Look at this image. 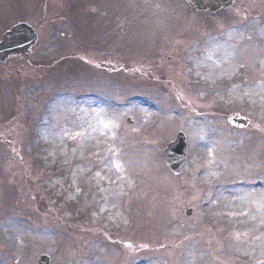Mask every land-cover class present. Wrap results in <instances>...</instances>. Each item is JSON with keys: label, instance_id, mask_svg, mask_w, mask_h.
<instances>
[{"label": "rangeland", "instance_id": "1", "mask_svg": "<svg viewBox=\"0 0 264 264\" xmlns=\"http://www.w3.org/2000/svg\"><path fill=\"white\" fill-rule=\"evenodd\" d=\"M21 23L38 42L0 65V264H264V0H0V38Z\"/></svg>", "mask_w": 264, "mask_h": 264}, {"label": "water", "instance_id": "2", "mask_svg": "<svg viewBox=\"0 0 264 264\" xmlns=\"http://www.w3.org/2000/svg\"><path fill=\"white\" fill-rule=\"evenodd\" d=\"M193 2L199 9L207 11L210 9L212 13H218L222 8L229 7L233 0H189ZM36 42V36L32 29L25 25L20 24L13 27L9 32L5 33L0 42V60L4 62L5 59L12 55L17 54L26 56L31 47ZM185 144L184 138L180 134L174 144L166 150L164 159L166 165L175 174H179V168L185 161L184 156ZM40 264H48L47 258H42Z\"/></svg>", "mask_w": 264, "mask_h": 264}, {"label": "bare ground", "instance_id": "3", "mask_svg": "<svg viewBox=\"0 0 264 264\" xmlns=\"http://www.w3.org/2000/svg\"><path fill=\"white\" fill-rule=\"evenodd\" d=\"M52 105L51 106H49L47 109H46V111H45V114H44V120H43V124L45 123V122H47V120L49 119V117H50V115H51V113H52ZM151 112V111H150ZM151 114L147 117V121L148 120H150L151 119ZM42 124V125H43ZM91 128V131H92V129H93V125L90 127ZM97 129H100V132H103L104 131V128L103 127H101V126H98L97 128H96V130ZM106 130H109L110 128L109 127H107V128H105ZM87 133V131H85V134ZM94 133H96L95 131H94ZM198 146V145H197ZM193 148H194V150H196V146L194 145L193 146ZM198 155H201V152L199 151L198 152ZM111 171V169L110 170H108V174L109 173H111V174H113V172H110ZM119 173H120V171H119ZM233 191V192H232ZM230 192H232L231 194H229L230 195V198H232L231 197V195H234V193L235 194H237L238 193V190H236V189H234V190H231ZM235 196V195H234ZM233 196V197H234ZM237 196V195H236ZM232 201L233 202H236V197L235 198H233L232 199ZM109 204V200H105L102 204H101V210H100V216L102 217V216H104V217H107V219H109V217H110V219H111V213H112V211H114V209H112V211L111 210H108L107 209V205ZM228 217V216H227ZM227 217H225L224 219H227ZM229 218V217H228ZM234 218V216H231V218L230 219H233ZM261 247V246H260Z\"/></svg>", "mask_w": 264, "mask_h": 264}, {"label": "flooded vegetation", "instance_id": "4", "mask_svg": "<svg viewBox=\"0 0 264 264\" xmlns=\"http://www.w3.org/2000/svg\"><path fill=\"white\" fill-rule=\"evenodd\" d=\"M191 9H192L193 11H195L193 7H192Z\"/></svg>", "mask_w": 264, "mask_h": 264}]
</instances>
